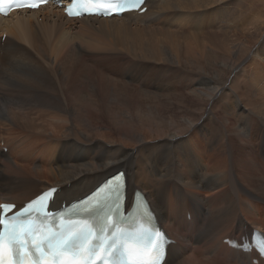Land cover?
<instances>
[{
	"label": "bare ground",
	"instance_id": "1",
	"mask_svg": "<svg viewBox=\"0 0 264 264\" xmlns=\"http://www.w3.org/2000/svg\"><path fill=\"white\" fill-rule=\"evenodd\" d=\"M249 1L148 0L145 14L111 19L52 7L0 17V203L20 207L59 187V208L126 169L130 194L144 191L177 243L164 264H253L255 253L224 243L264 231V28L248 29ZM39 18L61 44L35 42ZM115 57L140 66L120 80L76 76L108 71ZM144 61L179 76H140ZM147 97L186 99L166 123Z\"/></svg>",
	"mask_w": 264,
	"mask_h": 264
},
{
	"label": "rangeland",
	"instance_id": "2",
	"mask_svg": "<svg viewBox=\"0 0 264 264\" xmlns=\"http://www.w3.org/2000/svg\"><path fill=\"white\" fill-rule=\"evenodd\" d=\"M249 5H250L251 16L253 17V20L251 21L250 25H248L249 26L248 29L252 32V34H256L259 30L264 28V0H250ZM40 18L44 19L43 17H40ZM42 19L38 20V23H40L41 26L46 27V29L42 27L43 30L41 32V37L39 39H36L35 42L41 43V44H46V45L53 44L56 42H57V44H61L63 39L59 34L56 33L55 28L52 26L53 23H51L49 21H46V22L42 21ZM248 26H246V27H248ZM5 41H6V39L5 40L2 39L3 44L5 43ZM16 43H18V42H16ZM252 45H255V39L253 40ZM115 58H117L118 60L111 63L113 65L109 67L108 71L98 73L97 71H95L93 69L86 70V71L80 70L76 73V76H82V75L89 76V77H102L103 76V77H109L111 79L120 80V79H123L124 77H126V74L129 73V70H131L132 66H137V67L140 66V65L134 64L133 62H131L127 59H123L120 57H115ZM92 63L94 64V62H92ZM150 64L155 65L154 63L144 61V66H147ZM147 67H143L141 70H139L137 72V74H139L140 76H152L153 75V77H154V75H155V77H163V76H165L163 74H166L165 77H170V75H171V77H173V78L175 76H179V74L177 72H173L168 66H162V64H160L159 67L158 66H147ZM167 69H168V71H167ZM132 73L134 76H136L134 74L136 72L132 71ZM175 78H177V77H175ZM153 79H155V78H153ZM148 99L151 102L148 101ZM155 99L156 98H148L147 97L148 103L156 108L155 113H156V115H158V117L161 121L166 122V123H170L171 120H178L176 118L177 117L176 112L179 113V110H180L179 107L182 106L181 103L185 102L186 98H183V97H175V98L173 97L170 99L164 98V100L162 99L163 101L161 99L158 100V98L156 99L157 101ZM155 101H156V103H155ZM168 101L169 102L171 101L170 103H172V104H170ZM157 102H160V104L158 103L159 108H158ZM153 103L155 105H153ZM156 105H157V107H156ZM161 105L162 106L165 105V107H167L169 109H165ZM176 107H178L179 109H177ZM181 108L183 110V106ZM4 146H5L4 142H1V148H3V151L5 152V148L7 149L8 147H4ZM121 170L122 171L124 170L126 172V175H127L126 169H118L115 172L109 174L108 176L113 175V174H115ZM0 180H4L3 169L0 170ZM137 189H135V190H137ZM139 190L143 191L142 189H139ZM63 201H65V200H63ZM67 203H69V202H67Z\"/></svg>",
	"mask_w": 264,
	"mask_h": 264
},
{
	"label": "snow or ice",
	"instance_id": "3",
	"mask_svg": "<svg viewBox=\"0 0 264 264\" xmlns=\"http://www.w3.org/2000/svg\"><path fill=\"white\" fill-rule=\"evenodd\" d=\"M15 6L18 7H38V4L34 3H17ZM71 12V10H69ZM53 195L52 192H46L40 198L33 203H30L27 205V207L24 209L25 212L33 210L34 207H36L37 210H42L44 206V201L48 199V197H51ZM38 206V207H37ZM11 205H6L4 208L0 211H8L11 210ZM0 224H4L6 227L5 220L0 219ZM77 227V225H69L64 231L60 232H51L48 231L44 234L42 240H33L32 243L35 247V250L37 253L40 254L41 259H43L44 256V249L41 246L42 244H47L48 249L51 250V254L55 257L58 255L63 254V249L66 247H71L70 241L72 240L73 236H77L78 239L81 241L86 240L87 236L90 234L88 232H85L81 230L78 234L74 231V229ZM34 231L39 230H33L31 228L28 229L27 233H20L16 230L15 227H13L9 239H0V247H2L3 252L6 256H10L11 250L9 249V242L14 243L17 246V249L21 252V264H35L34 260L26 259L28 257V243L29 241L27 239L22 238V235L31 234ZM65 231L68 233V235H65ZM264 235V234H262ZM255 243V241H254ZM247 250V249H246ZM258 250H261V254H264V249L258 248ZM4 264H13L11 259H5Z\"/></svg>",
	"mask_w": 264,
	"mask_h": 264
}]
</instances>
